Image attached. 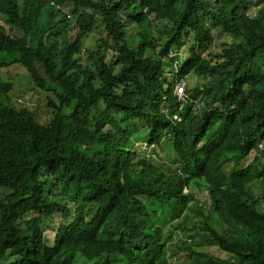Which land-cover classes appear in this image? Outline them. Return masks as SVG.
I'll return each mask as SVG.
<instances>
[{
  "label": "trees",
  "instance_id": "1",
  "mask_svg": "<svg viewBox=\"0 0 264 264\" xmlns=\"http://www.w3.org/2000/svg\"><path fill=\"white\" fill-rule=\"evenodd\" d=\"M256 1L254 16L255 0H0V264H174L171 250L181 264H264L249 188L264 184ZM13 65L44 103L19 95ZM140 133L168 137L175 167Z\"/></svg>",
  "mask_w": 264,
  "mask_h": 264
},
{
  "label": "rangeland",
  "instance_id": "2",
  "mask_svg": "<svg viewBox=\"0 0 264 264\" xmlns=\"http://www.w3.org/2000/svg\"><path fill=\"white\" fill-rule=\"evenodd\" d=\"M261 6L260 3H258V1L255 0V2H253L252 4H250L248 12L251 15H258V8ZM61 7L63 9H68V5H61ZM9 24V23H8ZM101 34V29L100 27L95 29L92 33H90L88 36H86L85 40H84V46L86 47H90L93 45L94 42V38L96 36H99ZM213 35L214 38L216 39L217 44H221L222 42H230L234 40V37L230 34H226V33H222L220 29H213ZM178 52V51H173V53ZM5 76H7L8 78H12L16 84V88L19 89L20 93L19 95L26 99L28 102H34L35 104H42L44 103V100L41 98H39V94L38 91L34 90L32 87V84L30 83V77H28V75L26 74V72L16 66L13 65L10 69H8L5 72ZM200 80L204 81L203 78L198 79L196 77H190L189 79V86H194L196 83H198ZM39 98V99H38ZM19 101H21V98H17ZM143 135L144 133H140L137 135L138 139L136 140V146L138 148H142L144 152H153V154L155 155V160L157 163L163 164L165 166V168H169L172 169L175 166L171 164V160L173 159V153L172 151H170L169 149V145H170V139L168 137H166L165 135L162 136V144L164 146V148H162V146H155L156 149H154V145H148L146 143V140H143ZM261 145H263L264 147V141L261 142ZM255 154L252 153L248 156V160L247 162H249L250 160H252L254 158ZM249 188L252 190V192H254V194L256 195V199H255V203L258 204V206L264 210V184H261L258 181L252 182L249 185ZM179 234H183L181 231ZM187 240V236H180L179 242H184ZM203 240V238L196 236L195 240L192 241L193 244V248L196 251H204V250H213L214 247L211 244H208L206 240ZM179 254L180 253H176L174 251H170L169 252V256L171 255V261L174 264H181L183 262V260H181L179 258ZM218 254L221 255H226L225 252H220L218 251ZM228 256V255H226ZM195 256H193L194 258Z\"/></svg>",
  "mask_w": 264,
  "mask_h": 264
},
{
  "label": "built area",
  "instance_id": "3",
  "mask_svg": "<svg viewBox=\"0 0 264 264\" xmlns=\"http://www.w3.org/2000/svg\"><path fill=\"white\" fill-rule=\"evenodd\" d=\"M184 89L185 87L183 83L178 84L176 94L179 100H182L185 97Z\"/></svg>",
  "mask_w": 264,
  "mask_h": 264
}]
</instances>
